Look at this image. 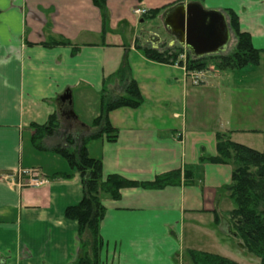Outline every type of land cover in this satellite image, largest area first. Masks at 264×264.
<instances>
[{
    "label": "crops",
    "instance_id": "crops-1",
    "mask_svg": "<svg viewBox=\"0 0 264 264\" xmlns=\"http://www.w3.org/2000/svg\"><path fill=\"white\" fill-rule=\"evenodd\" d=\"M177 2L192 1L107 0L111 16L103 36L101 13L92 0H0V264L77 260L78 223L68 220L65 210L81 201L82 179L79 173L61 177L73 173L57 151L64 144L63 132L35 140L32 125H43L56 113L63 130L80 140L100 115L105 79L121 67L130 68L144 103L112 111L109 119L119 137L116 142L91 140L90 156L102 161L105 174L132 181H153L174 170H190L193 180L159 190L126 188L119 200L102 195V264H183L191 250L227 251L225 243L238 238L230 218L234 203L225 189L233 167L207 158L217 155L220 132H229L240 144V136L264 133L263 57L256 69L210 66L199 86L182 68L148 58L135 44V30L146 21L135 10ZM197 2L225 15L230 40L224 54L237 45L228 9L237 14L252 45L264 49V0ZM167 10L151 21L163 22ZM50 38L73 45L47 47ZM146 43L153 48L178 45L173 37L161 38L157 45L148 37ZM68 90L72 105L60 99ZM109 90L114 96L120 93L119 83L112 82ZM33 167L50 183L20 188L27 178L18 172ZM229 255L237 258L232 252L223 256Z\"/></svg>",
    "mask_w": 264,
    "mask_h": 264
},
{
    "label": "trees",
    "instance_id": "trees-1",
    "mask_svg": "<svg viewBox=\"0 0 264 264\" xmlns=\"http://www.w3.org/2000/svg\"><path fill=\"white\" fill-rule=\"evenodd\" d=\"M92 1L101 13L103 36H105L109 31L111 16L107 0ZM142 1L139 0V2ZM177 4L179 2L150 10L142 17L145 20H154L165 10ZM225 13L236 37L235 51L203 58H196L188 53L186 63L188 70H208L210 66H214L224 71L261 64L264 49H257L252 45L249 33L240 29L239 17L233 10L228 9ZM44 45L47 47L72 46L73 43L65 38H50ZM138 47L148 58L169 65H174L179 56L184 53L180 45L164 44L159 48ZM114 81H117L121 88L120 93L115 96L109 90V85ZM100 100V115L92 121L91 131L80 140L73 131L63 130L56 113L50 115L47 123L32 125L36 129L35 140L63 132L64 144L59 145L57 151L67 160L73 173L62 174L61 177L70 178L74 173H79L82 179L81 201L65 210V217L78 223L80 254L74 264H102L101 251L104 241L101 235V224L106 211L102 195L106 194L112 200H119L121 191L126 188L141 187L159 190L180 185L183 181L189 185L193 180V173L190 170H174L148 182L132 181L118 174H105L102 161L90 156L88 143L99 137H105L108 142H116L119 133L111 124L110 113L121 108L137 109L143 105L144 98L137 81L131 75L130 68L121 67L105 79ZM216 149L217 155L207 158L208 161L233 167L231 183L225 189L234 203V209L230 212L234 234L242 239L243 248L257 256L260 264H264V152L234 142L229 132L217 134ZM188 255L192 264H240L220 254L191 250Z\"/></svg>",
    "mask_w": 264,
    "mask_h": 264
},
{
    "label": "water",
    "instance_id": "water-1",
    "mask_svg": "<svg viewBox=\"0 0 264 264\" xmlns=\"http://www.w3.org/2000/svg\"><path fill=\"white\" fill-rule=\"evenodd\" d=\"M163 22L175 42L196 58L223 54L230 40L225 15L207 10L197 1L183 2L169 8L163 14ZM149 40L157 45L161 38L149 33ZM60 99L63 103H73L70 90Z\"/></svg>",
    "mask_w": 264,
    "mask_h": 264
},
{
    "label": "rangeland",
    "instance_id": "rangeland-1",
    "mask_svg": "<svg viewBox=\"0 0 264 264\" xmlns=\"http://www.w3.org/2000/svg\"><path fill=\"white\" fill-rule=\"evenodd\" d=\"M139 27L140 28L135 30L136 35H138L139 37L138 41L137 40L135 41V44L137 43L138 46H141V47L150 46L146 43L149 37V32H156L159 36H161L162 40L164 41H170V39L172 38L170 33L165 29L164 23L160 20H157L154 22L149 19V20H146L145 23L141 24V26ZM126 30L127 29H125L124 31L127 32ZM135 31L133 33H135ZM250 67L255 68V69L257 68V66H253V65H250ZM259 70L264 72V55H263V61L261 64V68ZM238 140L242 141L244 145H247L251 148L264 152V133L262 134L261 137L254 135V134L240 136ZM103 197L105 196H102V198ZM225 244L227 246L226 247L227 251H224L221 249L220 250L213 249L212 253L226 255L227 252H232L236 254L237 258L231 255H229L228 257L235 258L236 261L240 262V264H260V259L257 256L249 253L245 248H243L244 243L242 239L240 238L230 239ZM183 264H192L188 253L185 257V261Z\"/></svg>",
    "mask_w": 264,
    "mask_h": 264
},
{
    "label": "built area",
    "instance_id": "built-area-1",
    "mask_svg": "<svg viewBox=\"0 0 264 264\" xmlns=\"http://www.w3.org/2000/svg\"><path fill=\"white\" fill-rule=\"evenodd\" d=\"M146 10L142 8H137L135 10V14L142 17L146 14ZM187 56L188 52L184 49V53L181 54L178 58V61L173 65L176 67L182 68L187 76L191 79V82L195 86L202 85L206 82L208 77V70H188L187 69ZM183 63H179V62ZM18 177L20 178H27L26 182H19V187H43L47 186L50 183V180L47 178V176L43 173V171L40 168H22L18 172ZM12 180H14L12 178Z\"/></svg>",
    "mask_w": 264,
    "mask_h": 264
}]
</instances>
